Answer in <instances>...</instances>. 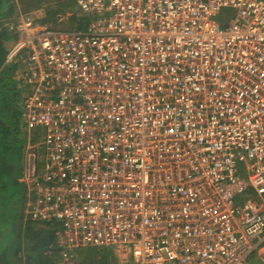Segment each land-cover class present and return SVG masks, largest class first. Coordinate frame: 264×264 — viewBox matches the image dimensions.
<instances>
[{
	"label": "built area",
	"instance_id": "built-area-1",
	"mask_svg": "<svg viewBox=\"0 0 264 264\" xmlns=\"http://www.w3.org/2000/svg\"><path fill=\"white\" fill-rule=\"evenodd\" d=\"M76 2L85 30L3 26L41 133L23 213L59 223L57 264H264V0Z\"/></svg>",
	"mask_w": 264,
	"mask_h": 264
},
{
	"label": "trees",
	"instance_id": "trees-1",
	"mask_svg": "<svg viewBox=\"0 0 264 264\" xmlns=\"http://www.w3.org/2000/svg\"><path fill=\"white\" fill-rule=\"evenodd\" d=\"M66 1L67 6L73 7L76 3V0ZM14 6V0H0V68L5 61L8 50L7 44L11 40L3 26L11 22L10 17L15 12ZM66 14H69L64 20L68 25L66 30H85L91 20L88 16L78 15L76 10L67 12L64 15ZM51 15L55 22L59 20V14L54 15L51 13ZM40 22L43 24L49 23L44 19ZM59 24L61 23H51L50 25L58 27ZM6 68L5 66L2 70L5 71ZM13 69L15 70L14 66ZM7 71L9 79L6 73H0V225L9 219L13 223L12 230H14V233L11 234L10 228H0V238L8 239L7 244L5 240L4 247L0 245V264H57L59 249L56 245L55 230L59 227V223L51 227L44 223H33L26 219L23 214L20 220L18 217L24 187L19 182V177L13 173V165L8 161V154L11 150V132L19 128L22 111L18 105L19 91L13 93L15 88L11 82V68ZM2 83L4 84L1 87ZM13 178L17 181H14ZM10 181L19 187L21 199L15 200L7 193V186ZM8 235L11 237L9 238ZM83 263L101 264L88 255L82 257Z\"/></svg>",
	"mask_w": 264,
	"mask_h": 264
},
{
	"label": "rangeland",
	"instance_id": "rangeland-1",
	"mask_svg": "<svg viewBox=\"0 0 264 264\" xmlns=\"http://www.w3.org/2000/svg\"><path fill=\"white\" fill-rule=\"evenodd\" d=\"M15 1V7H16V13H22V14H28L30 15L35 23L37 24H41V25H45L43 23L40 22V20H45L46 22H49L47 24H51V23H61L59 24L58 27H53L51 25L52 28H60V29H68V25L64 22L65 18L69 16V14L64 15L67 12H73L75 11V4L74 6H67V1L66 0H14ZM77 5V2H76ZM77 10L79 11V8L77 6ZM57 15L59 14L60 16H58L59 20L55 22L53 16L51 15ZM80 13V12H79ZM221 13L223 14H227L230 15L232 13L231 9H223L221 11ZM64 15V16H62ZM80 16H85L84 14H79ZM88 17L91 20H96L98 17V15H96L95 13L89 14ZM7 68L4 70H2L0 73H6L8 75V79H9V73H8V69L11 68V82L14 85L15 90L13 91V93L15 94L16 92L19 91V89H17V79L15 78V73L16 71L13 69V62H9L8 65L6 66ZM4 83L1 84V87ZM1 93V91H0ZM18 105L20 104V99H21V92L19 91V95H18ZM22 116V113H21ZM11 152L8 154V161H10V163H12L13 165V173L15 175H17V177H22V170H23V156L24 154H27L28 152L31 151V149H27L28 147V143L27 140L25 138L26 136V128H25V124L24 121L21 117V123L19 124V128H16L14 131L12 130L11 132ZM34 150V149H33ZM14 181H17L16 179L13 178ZM7 193L12 196L15 200H19L20 194H19V187L15 184H13L11 181L10 183H8L7 186ZM21 202V200H20ZM0 228H10L11 234L13 235L14 230L13 229V223L12 221H10L9 219L6 220L4 223H2L0 225ZM8 237L10 238L11 236L8 235ZM4 238H0V245L2 247H4L5 245V240H6V244L8 243V239H4ZM3 240V241H2ZM10 241V240H9ZM6 247V246H5ZM115 247L111 246L109 248H104V249H91V248H84L81 250H78L76 252L75 257L73 258L71 264H82V257L84 255H88L89 257H93L95 259V261L100 262L101 264H118V257L117 254L115 253ZM13 252V251H11ZM84 264V263H83ZM99 264V263H98ZM249 264H257V261L253 258L250 259Z\"/></svg>",
	"mask_w": 264,
	"mask_h": 264
},
{
	"label": "crops",
	"instance_id": "crops-1",
	"mask_svg": "<svg viewBox=\"0 0 264 264\" xmlns=\"http://www.w3.org/2000/svg\"><path fill=\"white\" fill-rule=\"evenodd\" d=\"M15 3V1H14ZM16 4V3H15ZM17 7V5H16ZM16 7L14 6L13 9L15 10L14 13H12V16L10 17L11 18V22L15 21L17 19V17L22 14V13H16ZM75 10L77 11L78 15L81 14L80 10L78 11L77 10V5L75 3ZM80 12V13H79ZM9 18V19H10ZM8 46V44H7ZM26 140H27V143H28V147H31V148H35L36 145L38 144V142L41 140V133L40 132H35V131H30L29 133L26 131V136H25ZM11 143V141H10ZM27 147V149H28ZM29 151V149H28ZM257 261V260H256ZM257 264H261L259 263V261H257Z\"/></svg>",
	"mask_w": 264,
	"mask_h": 264
},
{
	"label": "water",
	"instance_id": "water-1",
	"mask_svg": "<svg viewBox=\"0 0 264 264\" xmlns=\"http://www.w3.org/2000/svg\"><path fill=\"white\" fill-rule=\"evenodd\" d=\"M22 209H23V200H21V204H20V209H19V220H20V218H21V216H22Z\"/></svg>",
	"mask_w": 264,
	"mask_h": 264
},
{
	"label": "clouds",
	"instance_id": "clouds-1",
	"mask_svg": "<svg viewBox=\"0 0 264 264\" xmlns=\"http://www.w3.org/2000/svg\"><path fill=\"white\" fill-rule=\"evenodd\" d=\"M19 180V179H18ZM20 182V181H19ZM22 214L24 215V213H23V209H22ZM22 217V216H21Z\"/></svg>",
	"mask_w": 264,
	"mask_h": 264
},
{
	"label": "flooded vegetation",
	"instance_id": "flooded-vegetation-1",
	"mask_svg": "<svg viewBox=\"0 0 264 264\" xmlns=\"http://www.w3.org/2000/svg\"><path fill=\"white\" fill-rule=\"evenodd\" d=\"M10 152H11V150H10Z\"/></svg>",
	"mask_w": 264,
	"mask_h": 264
}]
</instances>
